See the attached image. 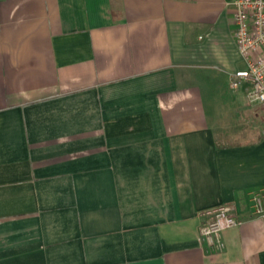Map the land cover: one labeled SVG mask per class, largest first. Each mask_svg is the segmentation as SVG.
<instances>
[{"label":"crops","instance_id":"1","mask_svg":"<svg viewBox=\"0 0 264 264\" xmlns=\"http://www.w3.org/2000/svg\"><path fill=\"white\" fill-rule=\"evenodd\" d=\"M234 1L0 0V264H264Z\"/></svg>","mask_w":264,"mask_h":264},{"label":"built area","instance_id":"2","mask_svg":"<svg viewBox=\"0 0 264 264\" xmlns=\"http://www.w3.org/2000/svg\"><path fill=\"white\" fill-rule=\"evenodd\" d=\"M235 41L245 67L234 71L230 88L235 91L247 86L250 104L264 106V0L234 1ZM264 139V127L262 129ZM255 212L264 219V203L259 195L254 198ZM229 205L207 210V220L201 226V238L216 251L225 248L223 232L240 224Z\"/></svg>","mask_w":264,"mask_h":264},{"label":"rangeland","instance_id":"3","mask_svg":"<svg viewBox=\"0 0 264 264\" xmlns=\"http://www.w3.org/2000/svg\"><path fill=\"white\" fill-rule=\"evenodd\" d=\"M229 94H231L230 92H228Z\"/></svg>","mask_w":264,"mask_h":264}]
</instances>
